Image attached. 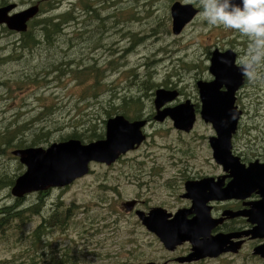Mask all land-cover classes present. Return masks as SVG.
I'll return each instance as SVG.
<instances>
[{"label": "rangeland", "instance_id": "1", "mask_svg": "<svg viewBox=\"0 0 264 264\" xmlns=\"http://www.w3.org/2000/svg\"><path fill=\"white\" fill-rule=\"evenodd\" d=\"M21 1L29 0H14L16 4ZM42 1L44 11L34 20L75 9L80 22L90 18L84 7L92 5L111 28L102 35L97 33L91 39L85 38L79 43L76 40L67 46L62 45L65 38L61 36L59 44L49 51H20L21 57L16 61L1 64L0 133L12 132L29 123L24 129L25 135L32 137L39 128L50 132L49 143L37 146L45 149L52 143L62 142L57 141L59 137L70 134L75 129L73 126L88 117L92 119L90 125H96L103 136L105 123L112 116H126L133 121L150 118L151 122L142 128L145 142L138 148L127 150L109 166L91 163L86 176L64 188L47 190V195L41 198L44 199L43 216L49 214L53 205L67 209L70 216L64 226L43 238L48 243L42 260H50V264L58 258L67 259L63 264L67 261L69 264H161L171 258L170 254L120 204L137 198L144 200V209H175L183 205L179 195L183 193L187 176L188 179L198 172L217 174L219 169L208 145L209 137L215 135L213 129L198 113L192 131L187 134L177 131L169 119L162 123L153 121L154 93L159 88L176 89L180 92L179 99L166 107L189 100L199 111L196 82L207 77L209 54L214 49L230 46L246 54L248 40L223 26H209L201 12L174 36L170 6L179 2L200 8L199 0ZM50 3L53 12L46 6ZM26 8L20 6L17 11ZM95 25L91 22L86 29ZM65 29L64 33L70 35L74 26ZM100 35L102 39L97 42ZM15 41L16 36H5L0 31V53L14 51ZM63 60H72L71 67L76 72L65 76L61 72ZM52 64L59 65V70L52 69ZM85 67L89 70L85 71ZM146 80L150 82L149 90L142 87ZM248 81L243 96L240 93L245 113L241 131L234 138L237 151L264 149V85L261 77ZM256 81L257 87L261 86L260 93L255 91ZM257 95L260 102L256 101ZM131 98L138 99L137 107L124 103ZM11 151L9 147L0 157V176L15 175V181L25 169L11 156ZM36 196V193L27 195L23 206L35 204ZM14 200L8 188L0 190V207L11 205ZM38 223L39 218L33 217L23 226V233L34 231ZM24 247L27 242L23 239L0 241V261L20 264L18 261L29 250ZM222 261L198 264H226Z\"/></svg>", "mask_w": 264, "mask_h": 264}, {"label": "water", "instance_id": "2", "mask_svg": "<svg viewBox=\"0 0 264 264\" xmlns=\"http://www.w3.org/2000/svg\"><path fill=\"white\" fill-rule=\"evenodd\" d=\"M15 6L12 3L0 7V25H4L9 31L24 33L27 31V23L38 13V5L21 11H14ZM169 13L171 32L177 36L188 23L192 22L197 15V10L192 5L174 2L170 6ZM234 57L230 50L224 53L214 50L211 53L209 66V72L214 80L199 81L196 87L200 101L199 117L205 124H210L215 132V135L208 139L214 162L224 167H231L235 175L241 176L242 170L236 167L239 162L231 154V136L235 132L240 116V111L234 107V93L242 85L244 75L241 69L233 66ZM222 86L226 88L225 92H220ZM177 95L175 90L157 89L153 100L155 109L153 119L161 123L169 118L176 130L189 133L196 120V114L190 102L186 100L174 107H166L167 104L176 100ZM145 124L146 120L128 121L122 116H115L106 121L104 138L98 141L81 144L78 140L70 139L52 143L45 149L31 147L13 150L11 155L18 158V162L25 170L15 179L10 194L15 198H22L30 193L63 188L85 176L89 172L90 162L111 165L127 150L137 148L145 140V135L141 131ZM261 167H264V164ZM253 168L255 164L250 166V174H253L251 170ZM243 174L246 177V174ZM193 183L185 182L186 193L191 190ZM210 183L211 179H202L194 188L198 192L206 187L220 196L221 192L213 186L210 187ZM251 186L264 190V181L261 178L258 180L239 178L232 181L228 189H246ZM183 197L187 198L188 195L185 194ZM196 197L199 198L200 195L193 196L195 200ZM262 206L264 203L260 204V216L256 221L257 227L254 229L256 236L260 238H264ZM122 207L125 211H130L133 208V202H126ZM136 215L142 226L155 235L165 250L171 251L184 242L189 243L190 253L176 258L175 261L178 264L215 258L226 252L222 236H206L204 221L201 218L186 221L185 213L179 211L169 219L171 216L158 208L152 209L147 215L142 212H136ZM255 254L261 258L264 257V245L257 248Z\"/></svg>", "mask_w": 264, "mask_h": 264}, {"label": "flooded vegetation", "instance_id": "3", "mask_svg": "<svg viewBox=\"0 0 264 264\" xmlns=\"http://www.w3.org/2000/svg\"><path fill=\"white\" fill-rule=\"evenodd\" d=\"M11 3H14L16 5L14 11H17V9H19L20 6L26 8L27 6L30 7L34 4L38 5V10H39L42 7L43 1L35 0L32 2L29 0V1H21L19 2V4H16L14 0H8L7 2H5V4L0 3V7L6 6ZM192 6L197 10V15H198L201 12V9L195 4H193ZM32 21L33 20H31L28 23V25ZM190 23H188L186 26H188ZM185 27L183 28V30L185 29ZM214 50H217L220 53H224L230 50L235 56L233 66L237 69H241V60L246 55L245 53H239L232 46H230V48L227 49H214ZM211 53L209 54V58H208L209 65L206 68L207 77H205V80L202 82H211L214 80L213 75L209 72ZM257 73H258V77H261L264 85V64H261V66L257 68ZM242 79H243L242 85L234 93V107L236 108L237 111H240V116L237 120L235 132L231 136V154L234 158H237L239 164L236 167L242 170L241 172L242 175L241 176L235 175L234 171L231 170V167H224L217 164L216 168L219 169L218 170L219 172L217 174L206 175L198 172L197 174H194L188 179H187L188 176L186 177L185 181L183 182V193L179 195V199L183 202L182 206H179L175 209L154 207L161 209L165 212V214L170 215L171 217L169 219H171L179 211H183L185 213L186 221H191L197 218H201L204 221L203 227H205V232L207 237H216V236L223 237L224 249H226V252H223L222 254H220L215 258H205L188 264H198L205 261L219 262L222 261L223 259H230L227 262L222 261L226 264H235L234 263L235 261H239L236 264H264V257L261 258V256L255 254V250L260 246L264 245V238H260L259 236H256V233L254 232V229L257 227L256 221L259 219L260 216V208H261L260 204L264 203V190L259 188H254L253 186L246 189L244 188L228 189L230 183L234 180H239V178L245 180H249L252 178H256V180H258L261 178L264 181V167H261L264 164V149L262 150L246 149V150L237 151V149L234 148V142L236 141V139L234 138L237 136L238 132L241 131V120L245 113L244 110L245 108H243L241 105L240 93L242 92V96H243V91L245 90L247 84L250 83V81H248V78L246 76H243ZM256 84L257 85L255 87V91L260 93L261 86L257 87L258 86L257 81ZM252 86L254 87V85ZM175 91L178 94L176 98V100H178L180 96V92L176 89ZM225 91L226 88L222 86L220 88V92H225ZM256 97H257L256 101L260 102V96L257 95ZM244 98H242V103ZM190 104L193 106L195 114L197 115L198 110L195 108V105L192 104L191 102ZM198 108H200V106ZM142 119L146 120L147 122L146 125L143 127L144 130V128L151 122H150V118H142ZM167 119L168 118H166L165 120ZM134 120H138V119H134ZM153 121L155 120L153 119ZM208 125L211 127L210 124ZM249 127H252V125H249ZM252 128L256 129L255 127ZM248 132L249 131H246V133ZM250 141L254 142L253 139H250ZM143 142H145V140ZM252 164H255V168L251 169L253 171V174H250L249 170ZM243 173L246 174V177H244ZM202 179H211L210 187L213 186L215 189H218L221 192V195L218 196L217 192H213L216 193L213 194L212 191L206 187L196 192L194 186L196 185L197 182H199ZM187 181H191L194 183L191 190H189V192L186 193L184 189V184ZM185 194L188 195L187 198L183 197V195ZM195 194L200 195L199 198L196 197V200L195 198H193ZM126 202H133V208L130 211L124 210V212L127 215L136 217L138 221L139 219L136 215V212H142L143 214L147 215L152 209H154V208H148V209L142 208V205L145 204L144 200L142 199H137V198L131 199L129 201L122 202L120 205L122 206ZM138 207H141L143 210L139 209ZM262 211L264 212V206H262ZM142 227L145 229L144 226ZM190 249L191 246L189 245L188 242L182 243L181 245L175 247L171 251H167L164 249L168 254H170L171 258L163 261L161 264H178L175 261V259L186 256L188 253H190Z\"/></svg>", "mask_w": 264, "mask_h": 264}, {"label": "trees", "instance_id": "4", "mask_svg": "<svg viewBox=\"0 0 264 264\" xmlns=\"http://www.w3.org/2000/svg\"><path fill=\"white\" fill-rule=\"evenodd\" d=\"M7 1L8 0H1L0 3L5 4V2ZM46 6L51 12H53L52 9L54 8L51 3ZM84 10L90 15V18H87L86 20L82 19L79 22L76 15L78 11H75V9L68 10L63 13L51 15L50 18L46 17L40 20H33L28 25V30L25 33L21 34L11 33L5 28L0 27L1 33H3L5 36H16V41L14 42L15 50L10 53H0V65L5 62L16 61L17 58L21 57V55H19L20 51H49L59 44V38L61 36L65 38L62 45L67 46L68 44L71 45L74 41L76 42V40H78L76 43H79V40H85V38L91 39L97 33L102 35L103 31L107 32L108 29L111 28L106 23V18H102L98 10L93 8L92 5H86V7H84ZM42 11L44 10L41 7L40 12ZM91 22L96 23L94 28L86 29V27L90 25ZM70 26H74V30L70 35H67L64 33V31L66 30L65 28ZM101 35L98 37L97 42L102 39ZM71 62L73 61L63 60L61 63V72L65 76H70L72 73L76 72L75 68L71 67L73 65L71 64ZM51 66L52 69H57L59 65L52 64ZM84 70L86 71L89 69L85 67ZM148 76H150V74ZM149 83L150 82L146 80L145 84H142L144 90H149ZM124 103L132 107H137V104H139L138 99L135 98L124 100ZM123 117L131 120L126 116ZM91 123L92 119L88 117L86 120L78 122L77 125H90ZM28 124L22 125L12 132H7L4 130L0 133V157L5 155V151L9 147H11L12 150L24 149L37 147L42 143H49V131L43 132L39 128L32 134V137H30L31 134L25 135L24 129H27ZM77 125L72 127L75 128L74 131H72L70 134H67L66 136L59 137L57 141L76 139L80 142L87 143L103 138V134L97 131L96 125H90L86 128L82 127L81 129H77ZM15 159L17 160V158ZM20 168L21 166L18 165V170ZM15 177V175L13 177H9L7 175L0 176V190L4 188H8L10 190L14 183ZM46 195L47 192L38 193L36 196L37 198L35 204H32L28 207L23 206L25 202V196H23L22 198H14L12 196V198L15 199L13 201V204L0 207V241L6 243L14 239H23V241L27 242V247H29V250L26 252V256L18 261L20 262V264H38L39 262H42V264H50V260H42V256L44 255L43 252L45 248H47L48 243L47 241H44L43 238L52 230H58L62 226H64L67 216L68 218L70 216L68 215L69 212L67 209L63 210L59 208L58 205H56V207H54L53 205L49 211V214L43 216V207L41 206L44 199L42 200L41 198ZM33 217L39 218V225L34 231L24 234L22 230L23 226L27 221H29L30 223ZM27 247H24V249ZM65 260L67 259L58 258L57 262L55 259H52L51 261L54 264H63ZM0 264L12 263L11 261L4 260L0 261ZM67 264H69L68 261Z\"/></svg>", "mask_w": 264, "mask_h": 264}, {"label": "clouds", "instance_id": "5", "mask_svg": "<svg viewBox=\"0 0 264 264\" xmlns=\"http://www.w3.org/2000/svg\"><path fill=\"white\" fill-rule=\"evenodd\" d=\"M201 17L209 26H223L248 40L241 71L250 80L264 64V0H199Z\"/></svg>", "mask_w": 264, "mask_h": 264}]
</instances>
